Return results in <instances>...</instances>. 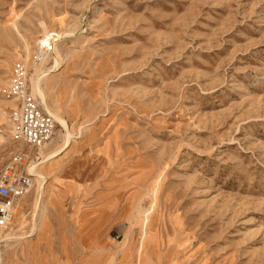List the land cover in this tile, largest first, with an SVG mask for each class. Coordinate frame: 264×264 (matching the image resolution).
Segmentation results:
<instances>
[{
  "label": "rangeland",
  "instance_id": "rangeland-1",
  "mask_svg": "<svg viewBox=\"0 0 264 264\" xmlns=\"http://www.w3.org/2000/svg\"><path fill=\"white\" fill-rule=\"evenodd\" d=\"M42 49L75 137L40 202L35 179L13 200L0 264H134L141 241L152 264H264V0H0V174L64 141L55 118L42 154L10 138L4 89L24 62L44 108Z\"/></svg>",
  "mask_w": 264,
  "mask_h": 264
},
{
  "label": "built area",
  "instance_id": "built-area-1",
  "mask_svg": "<svg viewBox=\"0 0 264 264\" xmlns=\"http://www.w3.org/2000/svg\"><path fill=\"white\" fill-rule=\"evenodd\" d=\"M29 69L26 63L16 62L12 68L6 96L14 106L9 114L10 138L14 142L39 149L50 142L55 133V120L39 105L29 91ZM4 142L0 138V148ZM28 155L18 152L0 174V233L8 228L14 216L13 200L21 198L32 187V176L26 164Z\"/></svg>",
  "mask_w": 264,
  "mask_h": 264
},
{
  "label": "bare ground",
  "instance_id": "bare-ground-1",
  "mask_svg": "<svg viewBox=\"0 0 264 264\" xmlns=\"http://www.w3.org/2000/svg\"><path fill=\"white\" fill-rule=\"evenodd\" d=\"M49 34H45V37L43 40H41V42H47L48 38H49ZM40 42V44H41ZM45 44V43H44ZM52 45V44H51ZM50 45V46H51ZM44 46V45H41V47ZM47 46V45H46ZM50 49H54V47H50ZM43 51V54H44V58H43V61L39 64V66L37 68H35L34 70V73L32 74V77H31V80H32V92L35 94V95H39L41 97V103L42 105L44 106L43 109H45V111L47 113H49L53 118H55V120H57L58 122L61 123V125L63 126L64 130H65V134H64V141L63 143L58 147L56 148L55 150H53L52 152H50L48 155L45 156V158L42 160V161H38V162H31L28 166L29 168V171H30V174L32 176V179L37 182V186L35 187V189L33 190V195L35 197V204H37L38 202H40V200L43 198V196H45L46 194V191H45V184H44V181L41 180V178H44L46 176H43V174L40 172L39 169V166L41 163L43 162H49L51 159H54L58 154H60L62 151H64L72 142V139H74L73 137H75L73 135V133L70 131V128L66 122V120L64 118H62L61 116H59V114H57V112L53 111L52 109H50L48 107V105L46 104V101H45V97H44V94L41 90V87H40V82H39V79H40V76H42L43 74V71L40 70V66L41 64L46 60L47 58V55H48V49H42ZM47 54V55H45ZM61 63L59 60H57L55 58V61L54 63L51 65V71L52 70H56V69H59V67L61 66ZM50 144V142H49ZM48 143L46 145H49ZM45 145V146H46ZM51 145V144H50ZM48 147V146H47ZM43 148L44 147H41L39 148L40 152L39 153H43ZM49 148V147H48ZM45 153V152H44ZM47 153V152H46ZM34 176V178H33ZM31 179V180H32ZM41 181H40V180ZM46 179V178H45ZM32 185H33V181H32ZM24 196V195H23ZM22 196V197H23ZM114 257V256H113ZM134 264H152V260L150 259V257L148 255H146V253L144 252V248H143V242L141 241V246L139 248V255H138V258H137V261L134 263Z\"/></svg>",
  "mask_w": 264,
  "mask_h": 264
}]
</instances>
